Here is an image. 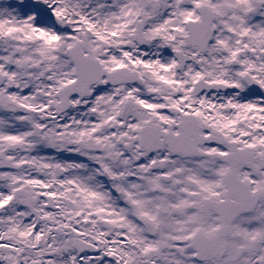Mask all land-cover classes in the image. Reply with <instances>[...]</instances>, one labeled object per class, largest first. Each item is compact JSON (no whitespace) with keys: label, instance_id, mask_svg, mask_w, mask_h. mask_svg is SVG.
Returning a JSON list of instances; mask_svg holds the SVG:
<instances>
[{"label":"snow or ice","instance_id":"1","mask_svg":"<svg viewBox=\"0 0 264 264\" xmlns=\"http://www.w3.org/2000/svg\"><path fill=\"white\" fill-rule=\"evenodd\" d=\"M0 264H264V0H0Z\"/></svg>","mask_w":264,"mask_h":264}]
</instances>
